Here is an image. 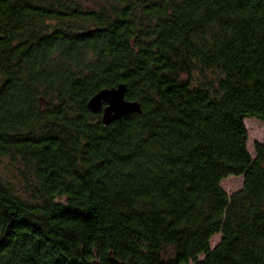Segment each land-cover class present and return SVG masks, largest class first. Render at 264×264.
<instances>
[{
  "label": "trees",
  "instance_id": "1",
  "mask_svg": "<svg viewBox=\"0 0 264 264\" xmlns=\"http://www.w3.org/2000/svg\"><path fill=\"white\" fill-rule=\"evenodd\" d=\"M119 84L141 114L104 127L86 104ZM246 119L264 0H0V156L26 183L0 176V264H264Z\"/></svg>",
  "mask_w": 264,
  "mask_h": 264
},
{
  "label": "rangeland",
  "instance_id": "2",
  "mask_svg": "<svg viewBox=\"0 0 264 264\" xmlns=\"http://www.w3.org/2000/svg\"><path fill=\"white\" fill-rule=\"evenodd\" d=\"M245 126L248 132L247 150L253 155L254 145L262 142L264 139V124L255 119H246ZM22 169L18 164L11 161L10 158L0 156V176L7 180L18 192L22 194L26 188V183L22 178ZM222 189L230 195L241 189L242 177H228L221 182ZM220 237L217 235L210 241L211 247H214Z\"/></svg>",
  "mask_w": 264,
  "mask_h": 264
},
{
  "label": "water",
  "instance_id": "3",
  "mask_svg": "<svg viewBox=\"0 0 264 264\" xmlns=\"http://www.w3.org/2000/svg\"><path fill=\"white\" fill-rule=\"evenodd\" d=\"M125 91L123 84L103 89L88 100L86 108L91 114L100 115V123L104 127L126 116L141 114L140 104L137 101L126 100Z\"/></svg>",
  "mask_w": 264,
  "mask_h": 264
}]
</instances>
